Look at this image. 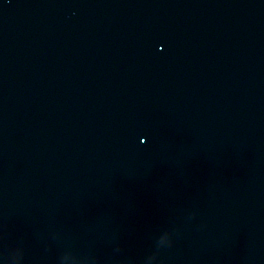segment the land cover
<instances>
[{
	"label": "water",
	"instance_id": "obj_1",
	"mask_svg": "<svg viewBox=\"0 0 264 264\" xmlns=\"http://www.w3.org/2000/svg\"><path fill=\"white\" fill-rule=\"evenodd\" d=\"M0 264H264V0H0Z\"/></svg>",
	"mask_w": 264,
	"mask_h": 264
}]
</instances>
